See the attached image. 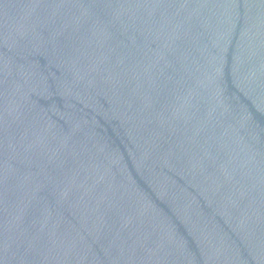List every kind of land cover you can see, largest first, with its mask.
Wrapping results in <instances>:
<instances>
[{
  "label": "water",
  "instance_id": "1",
  "mask_svg": "<svg viewBox=\"0 0 264 264\" xmlns=\"http://www.w3.org/2000/svg\"><path fill=\"white\" fill-rule=\"evenodd\" d=\"M0 264H264V0H0Z\"/></svg>",
  "mask_w": 264,
  "mask_h": 264
}]
</instances>
